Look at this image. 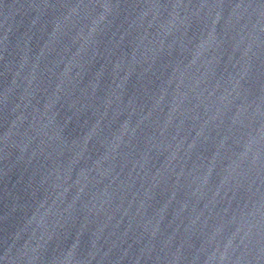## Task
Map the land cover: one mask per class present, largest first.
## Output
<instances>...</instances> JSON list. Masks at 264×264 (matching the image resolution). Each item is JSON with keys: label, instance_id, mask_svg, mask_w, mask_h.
Returning a JSON list of instances; mask_svg holds the SVG:
<instances>
[{"label": "water", "instance_id": "water-1", "mask_svg": "<svg viewBox=\"0 0 264 264\" xmlns=\"http://www.w3.org/2000/svg\"><path fill=\"white\" fill-rule=\"evenodd\" d=\"M0 264H264V0H0Z\"/></svg>", "mask_w": 264, "mask_h": 264}]
</instances>
